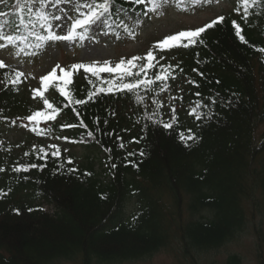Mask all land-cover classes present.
<instances>
[{
    "label": "trees",
    "instance_id": "1",
    "mask_svg": "<svg viewBox=\"0 0 264 264\" xmlns=\"http://www.w3.org/2000/svg\"><path fill=\"white\" fill-rule=\"evenodd\" d=\"M27 2L14 4L12 17L0 15V26L5 22L22 48L41 49L46 41L37 37L47 35L40 31L47 26L30 16ZM150 5L148 0H111L105 30L131 37L134 22L147 16ZM222 17L199 38L202 44L198 40L160 52L147 78L161 74L168 79L157 81L152 92L139 89L140 103L126 91L95 94L107 85L72 72L70 84L40 81L47 98L34 107L22 76L13 84L17 77L0 68L6 83L0 92V139L19 119L39 111L44 115L31 121L38 125L35 130L95 151L106 165V179L100 180L89 156L81 162L61 148L53 156L57 148L45 149L35 141L14 156L0 144V264H122L149 259L171 246L188 264H208L203 255L244 231L249 208L260 207L264 214V52L258 51L264 49V0L247 13L234 0ZM233 21L246 43L235 35ZM56 75H61L58 68ZM59 87L69 95H61ZM44 99L57 111L47 108ZM76 99L88 102L76 104ZM197 102L207 105L198 109L204 113L201 120L189 115ZM188 129L197 139L186 146L179 133L187 135ZM134 138L139 143H130ZM32 164L37 167L15 171ZM253 232L257 246L264 245V229ZM240 263L229 256L221 264ZM257 263L264 264V257Z\"/></svg>",
    "mask_w": 264,
    "mask_h": 264
},
{
    "label": "rangeland",
    "instance_id": "2",
    "mask_svg": "<svg viewBox=\"0 0 264 264\" xmlns=\"http://www.w3.org/2000/svg\"><path fill=\"white\" fill-rule=\"evenodd\" d=\"M87 2L92 3L93 0H87ZM231 2L232 0H205L193 4L189 2L186 6H181L183 3L180 1L170 0L162 5L159 11H149L150 16L148 19H142L134 25L133 30L137 33L133 35V40L126 42L113 38L111 35H106L103 31L102 20L89 27L84 39L77 37L70 41L47 42L43 49L33 51V53L18 50L11 42L0 39V61H3L13 73H24L25 93L28 97L33 98V90L40 91L38 85L41 77L48 74L57 65L70 67L75 63H96L97 66H103L104 61L107 60L114 67L122 58L127 60L134 56H143L150 48H153L157 41L170 34L197 28L215 17L227 14ZM76 3L77 0H44V3H39V0H37L34 11L30 12L36 14V10L46 11L49 15V23L53 25L51 31L59 35H65L74 19L78 18L79 11L86 12L88 10L86 8L76 10L74 8ZM26 5L27 8L33 7L31 3ZM0 10H5L4 2H0ZM53 16H59L60 19H52ZM7 34L8 31H5L4 35L7 36ZM155 56L157 61L160 57L156 51ZM144 63L146 61H136L137 65ZM73 72L80 78L91 75L83 69L73 70ZM107 75V72H100L95 77L104 80ZM4 87V80L0 77V92ZM19 125V128L8 130V132L2 134L0 139L2 145L14 149V155H20L21 150L30 141L37 140L35 135L37 134L42 138L41 142L45 148H62L65 152H70L80 159H84L86 155H89L95 160V173L101 175L102 168L99 164L100 157L98 154L89 153L83 147L71 148L58 140L56 135L33 130L38 126L36 123L21 120ZM39 127L41 126L39 125ZM53 145L56 147H52ZM248 210L246 227L237 239L229 242L218 251L203 255V260L206 258L208 264H221L229 256H237L241 260L240 264H258V257H264V245L257 246V237L253 230L255 228L258 231L264 229V214L261 213L260 207L249 208ZM173 254L178 257L176 246H171L168 250H162L152 258L128 261L122 264H177ZM178 260L179 264H188L186 261L180 260L179 257ZM58 264L73 263L63 261ZM198 264H201V260Z\"/></svg>",
    "mask_w": 264,
    "mask_h": 264
},
{
    "label": "snow or ice",
    "instance_id": "3",
    "mask_svg": "<svg viewBox=\"0 0 264 264\" xmlns=\"http://www.w3.org/2000/svg\"><path fill=\"white\" fill-rule=\"evenodd\" d=\"M0 2H7V0H0ZM137 3H143L144 0H136ZM148 2L152 5L151 11L157 12L159 9L164 5L165 3L168 2V0H148ZM240 3H242L245 6V13H247L248 9L259 3L262 2V0H239ZM29 3L33 5L32 8H29V11H34V6L37 3V0H29ZM39 3H44V0H39ZM110 4L111 0H101V2L97 3L95 0H93V3H88L87 0H77V3L75 4L74 8L76 10H79L81 8H86L88 9L86 12L79 11L78 18L74 19L72 22L67 34L65 35H59L56 34L55 32L51 31V28L53 25L49 23V15L46 11H40L36 10L37 14L39 15L40 20L44 21L45 24H47V29L46 31L48 34L46 36H38V40H44L46 42H57V41H70L73 40L74 38H79V39H84L85 35L89 29L90 26L96 24L98 21H101L102 18L105 17L107 13H109L110 9ZM0 15H4V13H0ZM246 18V17H245ZM52 19L59 20V16H53ZM224 20V17H217L215 20L209 22L203 27L197 28L195 30H181L175 34H170L166 37H164L162 40L157 41L154 45L153 48H150L147 53H145L143 56H134L131 57L127 60L121 59L119 62L115 64V66H111L110 61H104L103 66H97L96 63L93 64H84V63H75L70 66V69H65L63 67H60L57 65L56 67L53 68L51 72H49L47 75H44L41 77V83L43 85H46L47 82L49 81H62L64 84H70L71 80L70 77L72 75V70H80L83 69L87 73H91L92 75H97V73L100 72H107V73H114L115 76L113 79H109L106 81H101L102 84H106L107 88L104 87H97L96 88V93H110L114 91H126L127 93H131L135 96L136 102L140 103L143 100V97L139 95V89L143 88L145 92H152L154 91L153 85L157 81H166L168 79L167 76L161 75V74H156L153 78L148 79L147 78V70L150 67H154L153 61L156 60L155 56V50H159L160 52L167 51L171 49L172 47H177V46H183L187 48L189 45H195L198 40L199 43H203L202 39H199L202 34L208 29L214 27L216 24L221 23ZM106 23V21H104ZM233 26L235 28V35L237 38L242 42L246 43L245 38L243 35H241L242 29L241 27L233 21ZM44 25H41L43 27ZM2 27V26H0ZM80 30V31H77ZM0 39H6L7 41L11 42L12 37L11 36H6L2 32H0ZM182 40H187L188 43L181 45L180 42ZM37 47H40V45H37ZM258 51L264 52V49H258ZM146 61V63L137 65L136 61ZM125 65H128L129 67H125ZM5 67V64L3 61H0V68ZM163 67V66H161ZM171 67V66H169ZM57 68L59 69V72L61 75L57 76ZM138 69L137 71L133 72L131 69ZM195 71V70H194ZM143 73V76L141 75ZM24 73L22 72H16V77L17 79L12 81L13 84L19 83V77L23 76ZM126 77H136L134 80H128L126 81ZM173 79L175 78L174 76L172 77ZM190 83H194L193 81H189ZM58 91L61 93V95L68 96V92L65 91V88L59 87ZM160 91H165V85L161 84ZM37 95L43 96V93L38 91V90H33V99ZM199 95V93H197ZM94 94L89 93L88 99L91 100L93 99ZM175 99V97H173ZM88 101L84 99H76L75 103L76 104H86ZM215 103V100L212 101ZM44 105L47 108L53 109V111H57L56 109L53 108V105L47 100H43ZM155 103V101H153ZM159 107H162V105H159ZM207 107L206 104L203 102H197L196 106L193 107L189 115H192L195 117L197 120H201L204 117V113L202 111H198V109H202ZM172 112H175V109H172ZM44 113L42 112H35L32 115H29L26 117L28 121H35L38 117L43 116ZM54 115H48L47 119H54ZM151 120V117H149ZM152 123L155 126H161L160 121H152ZM75 125H67V127H74ZM163 128L165 129H171L173 125L171 123H162ZM147 128V125L145 126V129ZM145 129H142L145 130ZM35 130V129H33ZM187 135H185L184 132L179 133V138L182 142H184L187 146V141L189 140H196L197 137L195 136L194 133H192L191 129L187 130ZM87 135L92 136L91 132H88ZM140 139H143L141 137ZM130 143H139V140H136L135 138L130 141ZM52 147H56L53 145ZM123 147V145H121ZM27 155V153L25 154ZM53 156H59L60 152L59 149L55 152L52 153ZM129 155H133V153H129ZM140 155H143V151L141 150ZM68 164H71L72 161L69 159L67 161ZM116 165L113 164L112 167H115ZM28 167H37V165L32 164L29 166H23V167H18L15 169V171H27ZM2 171V169H0ZM70 171H75V169H70Z\"/></svg>",
    "mask_w": 264,
    "mask_h": 264
}]
</instances>
